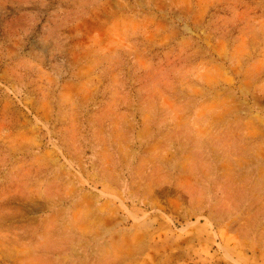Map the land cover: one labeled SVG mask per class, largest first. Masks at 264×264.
I'll return each mask as SVG.
<instances>
[{
  "label": "rangeland",
  "instance_id": "374dc122",
  "mask_svg": "<svg viewBox=\"0 0 264 264\" xmlns=\"http://www.w3.org/2000/svg\"><path fill=\"white\" fill-rule=\"evenodd\" d=\"M0 264H264V0H0Z\"/></svg>",
  "mask_w": 264,
  "mask_h": 264
}]
</instances>
